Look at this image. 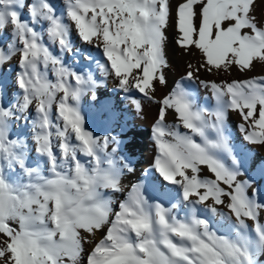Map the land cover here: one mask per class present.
Masks as SVG:
<instances>
[{
  "label": "snow or ice",
  "instance_id": "snow-or-ice-1",
  "mask_svg": "<svg viewBox=\"0 0 264 264\" xmlns=\"http://www.w3.org/2000/svg\"><path fill=\"white\" fill-rule=\"evenodd\" d=\"M62 3L60 10L53 0H0V33L10 41L0 43V67L19 56L15 83L21 90L6 105L0 89V264H259L264 202L249 192L251 180L241 178L227 119L230 110L238 112L244 139L264 145V76L216 82L198 75L201 69L250 72L253 61L264 63L257 0ZM173 22L177 44L201 56L156 101L160 110L152 131L159 154L153 167L168 186L161 198L174 188L179 199L171 207L152 204L143 184L130 182L127 198L114 205L111 194L125 191L122 180L134 168L117 148L108 152V137L84 128L79 100L97 81L65 66L45 36L61 52L73 50L75 36L100 52L102 71L114 75L121 90L155 100V84H167V31ZM49 66L55 81L48 78ZM185 81L210 89L215 109L199 107ZM133 103L141 108L139 100ZM33 109L31 142L49 175L29 166V142L13 131ZM169 110L176 114L174 125L166 123ZM79 154L89 160L82 162ZM181 206L184 216L176 213ZM98 232L103 238L89 250Z\"/></svg>",
  "mask_w": 264,
  "mask_h": 264
},
{
  "label": "bare ground",
  "instance_id": "bare-ground-1",
  "mask_svg": "<svg viewBox=\"0 0 264 264\" xmlns=\"http://www.w3.org/2000/svg\"><path fill=\"white\" fill-rule=\"evenodd\" d=\"M53 2L58 9H63L64 5L62 0H53ZM171 2L176 4L180 0H171ZM256 15L258 19H264V0H257ZM167 37L166 55L168 66L164 69L167 84H155V100H149L134 89L129 92L121 90L117 78L114 75H106L102 71L100 66L105 63V58L101 56L97 49L84 45L78 38L73 36V50L61 52L59 47L51 44L47 36H45V43L48 44L54 55L62 58L65 66L84 76L90 74L97 81V86L94 91L86 92L79 100L78 106L80 114L83 117L84 128L96 137H108V152H111L112 148H117V155L129 160L131 166L134 168V172H126L122 180L125 191L111 194L114 205H118L119 202L127 198L130 182L142 183L144 186V195L152 204L159 202L171 207L179 199L178 195L175 194L174 188L172 189V195L161 198L160 194L162 189L168 186L163 184L159 174L153 167L155 158L159 154L157 145L153 140L152 131L160 110V105L156 101L161 100L167 95L175 86V83L180 81L181 77L185 76L189 64L194 66L199 65L201 56L199 51L194 47L189 46L191 51L186 52L184 48L177 44L178 32L174 22L168 28ZM0 43L6 44L10 43V41L0 33ZM18 57V55L13 56L3 67H0V89L3 92L5 89L11 87V83L15 82L16 75L20 71L19 64L16 60ZM88 57H92V59H88ZM253 63L255 68L250 72H241L235 68L228 72H208L201 69L198 75L201 80L216 82L264 76V63H257L256 61H253ZM41 68L43 69V66ZM50 74L51 78L49 79L55 81L53 72H50ZM185 87L193 93L199 107L209 111L215 109L216 101L210 89H205L199 84H193L189 81H185ZM18 93L14 97V102L21 94L19 88ZM4 97L5 94L3 93V103L6 104ZM134 100L140 101L141 108L139 110L133 103ZM55 115L53 114L54 119ZM34 119L35 111L33 109L29 114L28 121L14 123L13 130L25 133L32 132V121ZM165 119L169 125L177 123L176 114L172 110H169ZM242 123L244 121L240 114L230 110L228 113L227 128L234 152L241 161V171L243 173L241 178L251 180L252 188L249 189V192L252 193L255 190L256 198L264 202V145L258 143L252 144L246 141L244 139V133L239 128V125ZM181 131H184V129L181 128ZM73 142L75 143V140ZM28 154L33 157V160H29V166L35 167L33 166V162L43 163L42 169L44 170V174H50L44 158L39 157L31 148ZM79 155L81 156L82 162L89 160L88 157L82 154ZM227 162L230 163V157L227 158ZM203 174L209 175L207 169L203 170ZM219 208L222 212H228L227 207L224 205L219 206ZM176 213L179 216H184L187 214V211L181 206L176 209ZM207 215L210 216L211 214L208 213ZM202 218H207V216ZM213 219L225 225L229 223L228 221H221V218L218 216L213 217ZM248 223L251 228L253 222L248 221ZM261 223H264V212L261 213ZM230 231L231 235L234 236V230ZM102 238L103 234L98 232L93 244L88 245L89 250L94 247L96 241Z\"/></svg>",
  "mask_w": 264,
  "mask_h": 264
},
{
  "label": "rangeland",
  "instance_id": "rangeland-1",
  "mask_svg": "<svg viewBox=\"0 0 264 264\" xmlns=\"http://www.w3.org/2000/svg\"><path fill=\"white\" fill-rule=\"evenodd\" d=\"M17 60V62H19V57L16 59ZM42 69V68H41ZM43 70V69H42ZM50 72H52L51 71V66H49V70H48V78H51V74H50ZM50 80H52V79H50ZM15 81V80H14ZM13 81V82H14ZM13 87V88H12ZM4 94H5V102H6V105L7 104H10V103H15L14 102V97L17 95V94H19L18 93V88H17V85H16V83L14 82V83H11V87H9V88H7V89H5V91L3 92ZM32 112V111H31ZM30 112V113H31ZM53 114H55V107L53 108ZM235 117L238 119V117L235 115ZM235 118V119H236ZM17 135H19V136H21L22 138H26L27 140H28V142H29V149L31 148V149H33L34 150V145L32 144V142H31V136H32V132H28V133H25V132H21V131H16V130H13ZM31 134V135H30ZM28 156H29V160H33V157H32V155H30V154H28ZM42 164L43 163H40V162H33V166H37V165H39V166H41L42 167ZM19 172V170H17V173ZM13 175H15V174H13ZM220 234H228L224 229H221L220 230ZM257 259H258V261H259V264H264V254H260V255H258L257 256Z\"/></svg>",
  "mask_w": 264,
  "mask_h": 264
}]
</instances>
